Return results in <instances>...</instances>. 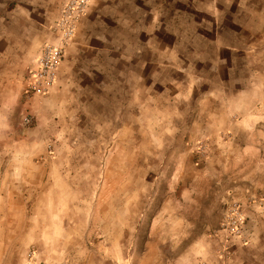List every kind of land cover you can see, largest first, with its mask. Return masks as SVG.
<instances>
[{"label": "rangeland", "instance_id": "1", "mask_svg": "<svg viewBox=\"0 0 264 264\" xmlns=\"http://www.w3.org/2000/svg\"><path fill=\"white\" fill-rule=\"evenodd\" d=\"M196 1L159 57L111 0L42 95L29 68L60 0H0V264H264V65L216 70Z\"/></svg>", "mask_w": 264, "mask_h": 264}, {"label": "crops", "instance_id": "2", "mask_svg": "<svg viewBox=\"0 0 264 264\" xmlns=\"http://www.w3.org/2000/svg\"><path fill=\"white\" fill-rule=\"evenodd\" d=\"M23 1L27 2L26 7L29 6V8L39 7L42 2L46 3V0ZM110 1L111 0H94V8L93 10L89 9L90 12L87 13L84 22L87 20L90 27L99 22L100 18L107 14ZM185 2L189 5L191 4L193 7L195 0H116V13L114 12L113 15L114 17L116 16L117 26L132 24V22L133 25L140 26V23H144L143 30H133L134 32L132 33H144L142 35H144L145 39H150V36H153L151 40L163 41L165 46L161 47L159 57L178 55V52L175 53L173 46L167 43V37H165L167 32L162 31L160 27L167 20L171 25H175L179 20L180 9L184 7ZM197 2L198 0L196 3ZM61 3L62 0H60L59 8ZM213 3L214 5L210 6V9L214 7L216 11L215 21H218V26H216V32H214L215 45L209 56L214 58L213 63L216 70H218L217 67L225 66L230 72L237 73L246 70L255 72L257 70V65H264V0H212L211 4ZM198 6L197 8H199ZM218 9L221 10L220 14L217 12ZM130 20H132V22H130ZM155 25L157 28L153 29ZM131 31L130 29L129 32ZM170 35H172L171 38L173 40L179 39L178 30L170 33ZM141 38H143V36H141ZM71 44L68 46L67 52ZM42 46H40L39 52ZM168 47L171 53L168 52ZM67 52L65 51L55 87L59 86L61 78L63 77L62 72L67 59ZM135 53V51L129 52L131 55ZM139 54L147 56L146 54ZM150 54L151 53H148V55ZM35 58L32 66L29 68V77ZM262 70H264V68ZM227 88L229 89V84ZM231 99L232 100H229V102L234 101L233 98ZM227 165L228 164H226V166ZM192 260L193 262L191 264H196L195 261H197V259ZM222 262H224L222 258L212 257L209 261L202 264H223ZM224 264H234V262L232 258H230V260Z\"/></svg>", "mask_w": 264, "mask_h": 264}, {"label": "built area", "instance_id": "3", "mask_svg": "<svg viewBox=\"0 0 264 264\" xmlns=\"http://www.w3.org/2000/svg\"><path fill=\"white\" fill-rule=\"evenodd\" d=\"M93 0H62L59 13L51 26L52 37L45 42L30 71L26 92L46 95L57 84L66 47L87 16Z\"/></svg>", "mask_w": 264, "mask_h": 264}]
</instances>
